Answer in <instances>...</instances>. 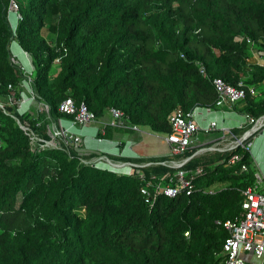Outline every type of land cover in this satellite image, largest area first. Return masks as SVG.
I'll return each instance as SVG.
<instances>
[{
  "label": "trees",
  "instance_id": "16d2710c",
  "mask_svg": "<svg viewBox=\"0 0 264 264\" xmlns=\"http://www.w3.org/2000/svg\"><path fill=\"white\" fill-rule=\"evenodd\" d=\"M13 43L31 61L28 79ZM215 79L261 91L231 109L264 115V0H0V264H222L223 224L242 215L243 191L257 186L245 148L132 160L192 157L185 169H203L190 195L146 203L141 189L167 185L176 170L151 165L144 178L119 175L84 162L96 153L36 146L18 123L50 141L51 124L74 119L60 112L71 98L98 120L115 109L128 126L167 135L175 111L229 108L216 106ZM24 81L48 113L19 115L9 105ZM123 132L133 131L107 126L97 137ZM235 155L241 160L231 165Z\"/></svg>",
  "mask_w": 264,
  "mask_h": 264
},
{
  "label": "built area",
  "instance_id": "2783aa9c",
  "mask_svg": "<svg viewBox=\"0 0 264 264\" xmlns=\"http://www.w3.org/2000/svg\"><path fill=\"white\" fill-rule=\"evenodd\" d=\"M11 10L15 11L17 14L18 7L15 3L12 5ZM182 57L184 56L182 55ZM201 73L206 75L204 68H201ZM212 84L218 94V101L216 103L217 107H223L225 105L233 106L237 102L246 99L248 96L260 97L262 95L261 91L253 86H247L243 81L239 82L238 86H231L221 79H215L212 81ZM0 109L6 112L5 107L2 104H0ZM60 112L67 116L74 117L73 121L64 122H67L71 131H74L77 139H80V135L84 134L83 131L91 128V139H94L98 146H103L105 142H108L105 139L97 137L98 133L103 132L107 126L130 129L133 131L139 130L137 127L128 126L124 114L118 110H110L109 119L107 121H101L97 119L95 114L87 109L85 104L76 106L71 98L62 103ZM211 113L212 110L196 108L188 113L178 110L169 117L172 132L164 135V140L170 147L171 156L176 157L185 154L194 145V139L200 132L209 134L219 129L216 121H208L206 117L202 118L203 122H207L205 125L199 123V116H203V114H206L207 116ZM243 116L245 117V121L239 124L237 129L244 130L250 126V129L243 133V137H235L231 133V130L227 131L223 129V133L228 132V135L235 138V141H232L233 144H228L223 148L212 147L209 149L211 151L227 152L241 146L251 154L253 159L260 163L259 159L261 156H264V152L258 150L257 146L264 135V115L259 118L244 114ZM18 123L36 146H39L42 149L46 147L60 148L58 142L56 143L55 141L56 138L52 137L50 141H43L29 128L28 125H22L20 121H18ZM93 125L97 126L91 127ZM261 130H263L262 137L258 139L256 138L254 144L245 145L248 139L254 137ZM223 135V140H225L227 134ZM53 140L55 141V144L52 143ZM108 143L113 144V146L104 150L99 148L100 154L96 153L98 156L97 158H94L90 162H84L92 164L96 168L108 170L119 175L132 176V174L136 173L139 174L141 178H144L142 170L151 165H162L176 170V174L173 178L169 179L167 185L153 186L152 183H149L141 189V193L144 196L146 203H150L155 195L164 194L169 198H175L182 191H185L187 195H190L194 189L195 180L203 174L202 168L196 170L185 169V166L192 157L184 161H165L140 164L132 161L138 159L137 154L131 150L132 142H127L124 147L119 143ZM110 156L116 157L117 161L111 160ZM240 160L241 157L235 155L231 158L229 163L234 165ZM242 170L247 171V167L243 166ZM256 177L257 186L249 187L243 191L244 202L242 204V215L235 220L227 221L223 224V227L229 233V237L224 243L222 254L224 260L222 264H247V261L244 259L245 255H252L259 261V264H264V194L258 190V186L262 184V177L260 174H257ZM151 188H154V193L150 190Z\"/></svg>",
  "mask_w": 264,
  "mask_h": 264
},
{
  "label": "rangeland",
  "instance_id": "374dc122",
  "mask_svg": "<svg viewBox=\"0 0 264 264\" xmlns=\"http://www.w3.org/2000/svg\"><path fill=\"white\" fill-rule=\"evenodd\" d=\"M10 20L11 23L13 25H15L17 23L18 20V16L16 14L15 11L11 10V14H10ZM17 25V24H16ZM18 48H20L18 46L17 43H13L11 46V51H12V55H13V60L15 62V64L19 65L21 67V69L23 70V73L25 75V78L28 79L30 77V75L33 72V68L31 65V61L29 59V57L26 55V59L21 56L19 54ZM16 53V54H15ZM260 60V62H262V60L260 58H258ZM258 60V61H259ZM24 87H25V92L22 93L21 99L20 100H10V106L15 108V110L19 113V115H25V114H30L32 117H37L38 113H48L47 107L43 104H38L36 102V97L35 94L33 93V90L30 87V83L29 81H24ZM2 104V103H0ZM3 105V104H2ZM235 117L237 118V121H241L244 122L245 121V117L242 115H235ZM140 133L139 134H135L134 138H136L137 136H139L138 138V150L140 152V154L144 157V158H149L150 156H155L156 154H165L167 151V148L162 145L161 141L163 140V135L162 134H156L153 133L152 131H150L147 128H141L139 129ZM263 130H261L259 133H257L254 137L248 139L245 143V145H251L254 144L256 138H260L262 137ZM49 134L51 135V137L56 138V143L58 142V146L59 147H63L65 146H75V150L82 156V155H88L91 153H99V150L94 151L93 149H87L84 143V138L77 139L76 135L74 133V131H71L69 129V127L66 126L64 121H60L59 124H51L50 128H49ZM223 134H228V132H225ZM222 135V134H221ZM244 134L241 135V137H243ZM264 137V135H263ZM263 137L261 139H263ZM60 138V140H59ZM55 141L53 140L52 143L55 144ZM225 143L223 145H232L233 142L235 141V138L232 137L231 135H227L226 139L224 140ZM86 142V141H85ZM232 142V143H231ZM213 144V143H212ZM211 145V144H210ZM217 148L216 146H210V147H200L197 148L196 150H198L195 154L196 155H203L205 154V152L209 151V148ZM93 151V152H90ZM211 151V150H210ZM212 152V151H211ZM194 154V155H195ZM97 156V155H95ZM111 160L117 161L116 157L110 156ZM152 159V158H151ZM254 163L258 168V174H260V176L262 177V189H264V171L261 169V167H259V163L255 160ZM262 170V171H261ZM225 185H217L214 187V190L217 189H221L223 188ZM264 192V190H262ZM258 264V263H256Z\"/></svg>",
  "mask_w": 264,
  "mask_h": 264
},
{
  "label": "crops",
  "instance_id": "0c3cea01",
  "mask_svg": "<svg viewBox=\"0 0 264 264\" xmlns=\"http://www.w3.org/2000/svg\"><path fill=\"white\" fill-rule=\"evenodd\" d=\"M259 57L255 56L254 59L256 61H258ZM228 106V105H226ZM224 106V107H226ZM235 115H239V113L233 111L231 109V106H229V108H222L220 110H212V113L210 115L206 114L203 116H199L198 117V121L200 124L205 125L207 122H203L202 118L206 117L208 121L210 120H214L218 123L219 129L209 133V134H205L203 132H200L199 135H197V137L194 139V145L192 146V149H197L200 147H210V146H218V147H226L225 145H223L225 143V141L223 140V129L224 130H233V129H237L238 125L241 124L242 122L239 120L237 121V118L235 117ZM242 115V114H240ZM243 116V115H242ZM109 119V115H107L106 117H104L103 120L101 121H107ZM65 124L67 125V122H65ZM98 125V124H97ZM97 125H93L91 127H96ZM69 127V125H67ZM129 131H133L128 129ZM84 134L80 135L81 138H84V143L87 149H93L94 151L99 150V148L101 150L104 149H109L113 146V144L108 143V142H113V143H119L121 144L122 147L126 146L127 142H132V146H131V150L132 152H134L135 154H137L138 159H151V158H162V157H168L171 156L170 155V147L169 145L165 142L164 140V135H163V140L161 141L162 145H164L167 148V151L165 154H156L155 156H150L149 158H144L139 150L137 149L139 146L138 143V138L139 136H137L136 138H134L135 134H139L140 130L138 131H133V132H123V133H116L114 135L113 140H107L108 142H105L103 146H98L97 142L94 139H91V128L86 129L85 131H83ZM222 134V135H221ZM228 135V134H227ZM226 135V137H227ZM141 138V136H140ZM139 138V139H140ZM226 139V138H225ZM86 141V142H85ZM213 143V144H212ZM211 144V145H210ZM257 149L260 150L261 152H264V138L261 139L260 143L257 146ZM93 152V151H90ZM210 152V151H208ZM205 152V153H208ZM201 155V154H200ZM198 156V155H197ZM98 157V156H97ZM95 157V158H97ZM263 157V158H262ZM262 158V160H261ZM261 158L259 159V167H261V169L264 171V156H261ZM261 170V171H262ZM262 185H260L261 187ZM244 259L247 261V264H259V261L256 260L252 255H245Z\"/></svg>",
  "mask_w": 264,
  "mask_h": 264
},
{
  "label": "bare ground",
  "instance_id": "6f19581e",
  "mask_svg": "<svg viewBox=\"0 0 264 264\" xmlns=\"http://www.w3.org/2000/svg\"><path fill=\"white\" fill-rule=\"evenodd\" d=\"M18 21V20H17ZM17 26V25H16ZM18 51H19V54L21 55V56H23L25 59H26V53H24L22 50H21V48H18ZM16 54V53H15ZM28 56V55H27ZM263 158V157H262ZM262 158H261V160H262Z\"/></svg>",
  "mask_w": 264,
  "mask_h": 264
},
{
  "label": "water",
  "instance_id": "95a60500",
  "mask_svg": "<svg viewBox=\"0 0 264 264\" xmlns=\"http://www.w3.org/2000/svg\"><path fill=\"white\" fill-rule=\"evenodd\" d=\"M16 24H17V23H16ZM16 24H15V25L12 24V27H13L14 30L16 29ZM193 156H197V155L195 154V155H193Z\"/></svg>",
  "mask_w": 264,
  "mask_h": 264
}]
</instances>
